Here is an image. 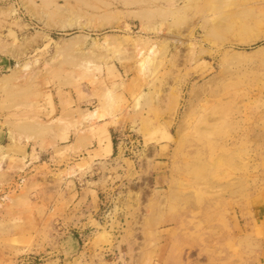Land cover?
Listing matches in <instances>:
<instances>
[{
	"label": "rangeland",
	"instance_id": "obj_1",
	"mask_svg": "<svg viewBox=\"0 0 264 264\" xmlns=\"http://www.w3.org/2000/svg\"><path fill=\"white\" fill-rule=\"evenodd\" d=\"M263 150L264 0H0V264H264Z\"/></svg>",
	"mask_w": 264,
	"mask_h": 264
},
{
	"label": "crops",
	"instance_id": "obj_2",
	"mask_svg": "<svg viewBox=\"0 0 264 264\" xmlns=\"http://www.w3.org/2000/svg\"><path fill=\"white\" fill-rule=\"evenodd\" d=\"M3 66L5 65H2V67ZM107 115L108 116L100 118L97 121L94 138L90 141L89 146L86 145L84 149L80 148L81 150H79V152L82 153L83 155V157H80V158H86V161L88 162V166L92 168L93 172L96 171V173L97 172L99 173L100 171L99 169L104 166V168L107 171H109L108 177H111L113 176L112 174L114 171V167L116 166L115 162L122 159L120 156L124 157V155L127 154L125 151L131 152V148H133L134 146H132L130 142L124 141V139H126L128 135H123L122 127L120 126L118 121L112 118L109 115V113ZM104 126L106 127V130H107V137H106L107 140L105 138V134L101 130L102 127ZM73 142H75V140H73L72 143ZM128 143L129 145H127ZM17 148L19 149L18 151H20V155H16L17 156L16 158H23V163L24 165H28L27 168L29 169V171H31L32 168L33 169L37 168L38 166H40L42 163L46 162L49 159V158H46V161H45L42 158V156L45 153L39 150L38 151L35 150L33 153L32 149H29V147L23 148L22 146H20ZM9 155L15 156L13 153H9ZM69 155L71 156L72 153H69ZM87 155H89L91 158H88ZM262 157L264 158V150H263ZM75 173H76L75 175H77L79 172L75 170ZM106 175L107 174L105 173V176ZM263 175H264V172H263ZM97 178H100V177H97ZM68 179L73 184H80V180L78 181L77 177H69ZM85 182L86 183L84 185H80V193L84 191L85 193H87V195L91 196L92 200H95V197H98V194L100 193L102 187L96 186L95 188H91V187H88L89 184H88L87 179ZM93 207L94 206H91L92 210H93ZM257 208H258L257 212L260 214L263 213L262 215L263 217L264 216V196H262V198H259Z\"/></svg>",
	"mask_w": 264,
	"mask_h": 264
},
{
	"label": "bare ground",
	"instance_id": "obj_3",
	"mask_svg": "<svg viewBox=\"0 0 264 264\" xmlns=\"http://www.w3.org/2000/svg\"><path fill=\"white\" fill-rule=\"evenodd\" d=\"M148 57H149V56H148ZM147 59H148V58H147ZM144 62H145V61H144ZM27 65H28V64H25V65H24V68H26ZM95 115H98V114H97V113H91L89 116H90V117H93V116H95Z\"/></svg>",
	"mask_w": 264,
	"mask_h": 264
},
{
	"label": "built area",
	"instance_id": "obj_4",
	"mask_svg": "<svg viewBox=\"0 0 264 264\" xmlns=\"http://www.w3.org/2000/svg\"><path fill=\"white\" fill-rule=\"evenodd\" d=\"M134 141H130V143L132 144Z\"/></svg>",
	"mask_w": 264,
	"mask_h": 264
}]
</instances>
